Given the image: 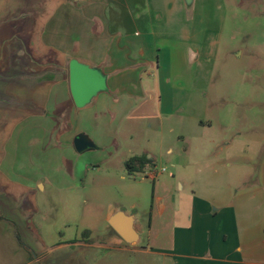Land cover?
I'll list each match as a JSON object with an SVG mask.
<instances>
[{"label": "crops", "instance_id": "1", "mask_svg": "<svg viewBox=\"0 0 264 264\" xmlns=\"http://www.w3.org/2000/svg\"><path fill=\"white\" fill-rule=\"evenodd\" d=\"M221 2L0 0V264H40L57 247L79 249L84 264L93 249L127 251L109 225L96 241L99 205L84 192L101 173L133 185L130 159L146 157L153 170L177 140L212 129L205 117ZM72 60L107 77V90L83 108L70 91ZM79 134L94 147L77 152ZM257 151L251 159L261 162L247 172L224 155L200 182L179 178L185 201L155 189L149 209L133 212L141 242L147 233L156 245L141 251L144 264H264V143ZM57 206L83 224L62 244L47 243L35 226L36 215ZM116 209L130 212L111 206L106 222Z\"/></svg>", "mask_w": 264, "mask_h": 264}, {"label": "rangeland", "instance_id": "2", "mask_svg": "<svg viewBox=\"0 0 264 264\" xmlns=\"http://www.w3.org/2000/svg\"><path fill=\"white\" fill-rule=\"evenodd\" d=\"M220 4L224 30L214 62L208 92L209 112L205 117V121L212 124V129L198 138L177 140L174 153L163 154V158L152 170L158 174L155 180L143 175L151 170L134 176L127 173V178L133 179V185L103 180L104 175L101 173V179H95V190L92 191L91 187L84 192L87 198L95 196L99 205L98 217H93L92 220L96 241L106 238V215L111 206L123 205L131 213L136 210L141 214L149 209L155 189L158 195L176 196L174 201L181 198L185 201V197L180 196L183 192L179 178L182 183L200 182L209 170L214 172L220 167V159L224 155L233 158L245 172L260 164L261 158L252 160L251 156L258 154L257 148L264 143V0H222ZM234 121L236 129L232 126ZM234 139L235 144L225 149L224 143L228 144ZM213 141L221 142L218 148L213 149L216 144ZM188 193L190 192L186 186L183 194L189 195ZM134 202L138 206L133 210L131 205ZM67 215L65 208L57 206L45 208V214L35 216V226L47 243L62 244V237L69 241L75 239L78 233L80 235L82 222H69L65 219ZM47 219L52 222L47 224ZM150 241L145 233L138 248L127 247V251L115 246L93 249L85 262L144 264L147 261L141 251L156 248ZM166 242L162 240L161 243ZM82 257L83 253L79 249L62 250V247H57L50 253L47 250L41 256L40 264H82Z\"/></svg>", "mask_w": 264, "mask_h": 264}, {"label": "water", "instance_id": "3", "mask_svg": "<svg viewBox=\"0 0 264 264\" xmlns=\"http://www.w3.org/2000/svg\"><path fill=\"white\" fill-rule=\"evenodd\" d=\"M193 0H185L187 6ZM69 83L73 101L78 108H83L96 98L101 92L107 90V77L97 68L77 60L69 64ZM77 152H83L94 147L90 139L79 134L74 140ZM108 225L130 247H135L141 242V236L137 229L135 214L125 209H116L107 218Z\"/></svg>", "mask_w": 264, "mask_h": 264}, {"label": "trees", "instance_id": "4", "mask_svg": "<svg viewBox=\"0 0 264 264\" xmlns=\"http://www.w3.org/2000/svg\"><path fill=\"white\" fill-rule=\"evenodd\" d=\"M150 163H151V161L148 160L146 157H144V158H139V157L132 158L126 163L127 173L129 176H134L136 173H142L145 170V168L148 165H150ZM112 232H114V231L112 230Z\"/></svg>", "mask_w": 264, "mask_h": 264}, {"label": "built area", "instance_id": "5", "mask_svg": "<svg viewBox=\"0 0 264 264\" xmlns=\"http://www.w3.org/2000/svg\"><path fill=\"white\" fill-rule=\"evenodd\" d=\"M162 172H165V170H162ZM145 178H151V179H155L157 177V173L153 172L152 170L146 173H143Z\"/></svg>", "mask_w": 264, "mask_h": 264}]
</instances>
